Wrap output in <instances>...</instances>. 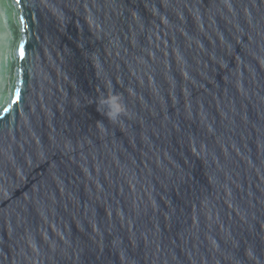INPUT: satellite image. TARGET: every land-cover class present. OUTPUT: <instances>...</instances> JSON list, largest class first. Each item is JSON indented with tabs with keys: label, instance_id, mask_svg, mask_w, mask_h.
I'll list each match as a JSON object with an SVG mask.
<instances>
[{
	"label": "water",
	"instance_id": "water-1",
	"mask_svg": "<svg viewBox=\"0 0 264 264\" xmlns=\"http://www.w3.org/2000/svg\"><path fill=\"white\" fill-rule=\"evenodd\" d=\"M0 264H264V0H0Z\"/></svg>",
	"mask_w": 264,
	"mask_h": 264
},
{
	"label": "clouds",
	"instance_id": "clouds-1",
	"mask_svg": "<svg viewBox=\"0 0 264 264\" xmlns=\"http://www.w3.org/2000/svg\"><path fill=\"white\" fill-rule=\"evenodd\" d=\"M104 111V115L108 120L113 123H118L121 119V116L125 113V105L121 101L119 95L110 94L108 97H100L97 101V110ZM98 128L104 129V124L102 121H98Z\"/></svg>",
	"mask_w": 264,
	"mask_h": 264
},
{
	"label": "snow or ice",
	"instance_id": "snow-or-ice-1",
	"mask_svg": "<svg viewBox=\"0 0 264 264\" xmlns=\"http://www.w3.org/2000/svg\"><path fill=\"white\" fill-rule=\"evenodd\" d=\"M19 55H20L21 58H23L24 55H25L24 44L23 43L20 44V52H19ZM17 96H19V91H17ZM13 102H15V101H13ZM4 111H7V109H4Z\"/></svg>",
	"mask_w": 264,
	"mask_h": 264
}]
</instances>
